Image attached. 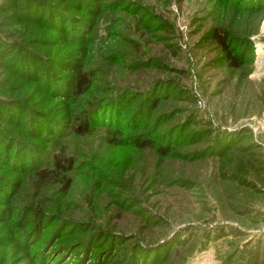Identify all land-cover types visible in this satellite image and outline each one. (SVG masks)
<instances>
[{
    "label": "rangeland",
    "instance_id": "1",
    "mask_svg": "<svg viewBox=\"0 0 264 264\" xmlns=\"http://www.w3.org/2000/svg\"><path fill=\"white\" fill-rule=\"evenodd\" d=\"M0 264H264V0H0Z\"/></svg>",
    "mask_w": 264,
    "mask_h": 264
},
{
    "label": "trees",
    "instance_id": "2",
    "mask_svg": "<svg viewBox=\"0 0 264 264\" xmlns=\"http://www.w3.org/2000/svg\"><path fill=\"white\" fill-rule=\"evenodd\" d=\"M214 37L215 40L217 41V43L219 45H221L222 47L226 48V39L223 35H221V33H219V31L214 33ZM89 87V81L88 78L86 76V74H82L79 73L76 76V85L75 88L77 90V94L81 95V94H85L87 89ZM85 125V123H84ZM83 130H86V127H82ZM134 146L138 147L139 149H148V148H152L153 146V142L149 139H140V138H135L134 139ZM161 153L165 154L166 150H160ZM71 160H67L65 159L64 156H60V157H56L55 158V168L56 170L59 172L62 169L66 170V169H70L71 168ZM56 170L53 172L51 171H43L40 172V174L38 175L39 178L41 180H45L47 178H50L54 175H56L58 172H56Z\"/></svg>",
    "mask_w": 264,
    "mask_h": 264
}]
</instances>
